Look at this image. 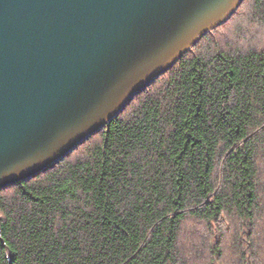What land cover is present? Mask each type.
I'll use <instances>...</instances> for the list:
<instances>
[{
	"label": "trees",
	"instance_id": "16d2710c",
	"mask_svg": "<svg viewBox=\"0 0 264 264\" xmlns=\"http://www.w3.org/2000/svg\"><path fill=\"white\" fill-rule=\"evenodd\" d=\"M232 14L0 190V264H264V0Z\"/></svg>",
	"mask_w": 264,
	"mask_h": 264
},
{
	"label": "water",
	"instance_id": "95a60500",
	"mask_svg": "<svg viewBox=\"0 0 264 264\" xmlns=\"http://www.w3.org/2000/svg\"><path fill=\"white\" fill-rule=\"evenodd\" d=\"M242 2L0 0V190L101 131Z\"/></svg>",
	"mask_w": 264,
	"mask_h": 264
}]
</instances>
